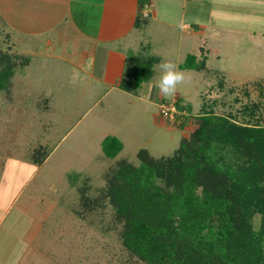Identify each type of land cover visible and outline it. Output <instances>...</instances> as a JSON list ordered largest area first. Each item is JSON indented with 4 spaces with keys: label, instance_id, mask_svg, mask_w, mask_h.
<instances>
[{
    "label": "rangeland",
    "instance_id": "obj_1",
    "mask_svg": "<svg viewBox=\"0 0 264 264\" xmlns=\"http://www.w3.org/2000/svg\"><path fill=\"white\" fill-rule=\"evenodd\" d=\"M70 6L87 29L93 21L79 12L98 21L102 9L76 0H0V68L6 54L29 56L0 91V264H125L114 210L106 204L82 217V189L97 198L116 161L138 165L142 149L155 158L171 156L196 128L192 116L203 105L254 124L241 112L259 102L264 125V0H151L147 17L142 3L138 30L98 51L104 56L103 47L120 50L127 42L134 66L156 57L134 105L118 86L53 58L57 48L47 41L59 39L50 34L64 31L59 19ZM190 54L205 61V69H180ZM165 60L186 77L167 97L156 87L157 65ZM175 101L184 116L163 118L159 104ZM108 136L123 144L115 158L102 150Z\"/></svg>",
    "mask_w": 264,
    "mask_h": 264
},
{
    "label": "trees",
    "instance_id": "obj_2",
    "mask_svg": "<svg viewBox=\"0 0 264 264\" xmlns=\"http://www.w3.org/2000/svg\"><path fill=\"white\" fill-rule=\"evenodd\" d=\"M131 53L119 88L136 93L151 79L158 60L145 57L134 66L132 59H137ZM6 56L0 91L11 84L20 59L22 65L29 62V56ZM180 68L202 71L205 61L190 54ZM175 105L184 114L178 101ZM259 108V102H251L241 109L257 120L250 124L203 105L192 116L196 128L171 156L155 158L142 149L138 165L116 161L97 198L82 189L79 214L86 217L110 205L128 255L125 264H264V125L258 123ZM122 149L114 136L102 142L109 158Z\"/></svg>",
    "mask_w": 264,
    "mask_h": 264
},
{
    "label": "crops",
    "instance_id": "obj_3",
    "mask_svg": "<svg viewBox=\"0 0 264 264\" xmlns=\"http://www.w3.org/2000/svg\"><path fill=\"white\" fill-rule=\"evenodd\" d=\"M76 1L83 5H100L102 7L101 14L98 15V21H95V18H92L93 13L79 12L80 16L93 21L87 29L86 23L81 21L77 12L73 11V6H70L69 12L65 14V19H62L61 16L59 19L58 25L60 28L65 27L64 31H61L59 35L58 31L50 34L59 36V39L47 41L48 46L55 45L57 48L53 50V53L55 52L53 58L67 61L66 63L71 67L81 69L83 74L86 73L91 79L109 85L111 89L118 86L117 88L122 94L130 96L128 98L133 97L129 103L134 105V99L142 100V97L137 94L138 92L129 93L119 88L128 54L126 50L130 49V45L124 42L123 48L120 50L107 46L111 43L117 44L123 38L128 39L133 30H138L136 15L140 13L142 3L150 13L151 0H83L85 3L81 0ZM153 15L151 19L156 21L157 17L155 14ZM52 16L54 20L57 18V14ZM73 17L78 21H74ZM47 31L49 32V30ZM63 35L65 36L61 38ZM66 39L68 41H65ZM100 45H107L102 48L106 49L104 56H100L98 53ZM29 54L31 53L29 52Z\"/></svg>",
    "mask_w": 264,
    "mask_h": 264
},
{
    "label": "clouds",
    "instance_id": "obj_4",
    "mask_svg": "<svg viewBox=\"0 0 264 264\" xmlns=\"http://www.w3.org/2000/svg\"><path fill=\"white\" fill-rule=\"evenodd\" d=\"M185 27V25H181ZM159 69V78L156 81V87L163 96H172L176 93L179 85L185 82V73L178 68V65L172 61L165 60L157 65Z\"/></svg>",
    "mask_w": 264,
    "mask_h": 264
},
{
    "label": "built area",
    "instance_id": "obj_5",
    "mask_svg": "<svg viewBox=\"0 0 264 264\" xmlns=\"http://www.w3.org/2000/svg\"><path fill=\"white\" fill-rule=\"evenodd\" d=\"M143 15L144 16H148V11L147 9L145 8V10H143ZM159 112L161 114V116L165 119H174V116L176 117L177 115L178 116H182L183 113L178 111L175 103H160L159 104Z\"/></svg>",
    "mask_w": 264,
    "mask_h": 264
}]
</instances>
